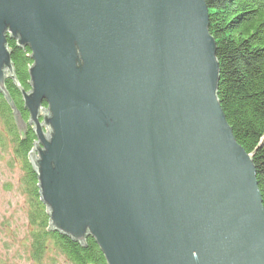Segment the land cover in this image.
I'll return each mask as SVG.
<instances>
[{"label": "water", "instance_id": "1", "mask_svg": "<svg viewBox=\"0 0 264 264\" xmlns=\"http://www.w3.org/2000/svg\"><path fill=\"white\" fill-rule=\"evenodd\" d=\"M208 25L205 0H0V94L21 123L11 80L28 113L49 223L106 264H264ZM7 39L30 51L27 90Z\"/></svg>", "mask_w": 264, "mask_h": 264}, {"label": "trees", "instance_id": "2", "mask_svg": "<svg viewBox=\"0 0 264 264\" xmlns=\"http://www.w3.org/2000/svg\"><path fill=\"white\" fill-rule=\"evenodd\" d=\"M205 3L219 67L218 100L235 140L251 154L264 208V0H205ZM7 44L15 78L27 90L30 51L16 47L10 39ZM5 85L21 116L19 123L12 105L0 94V144L6 135L13 161L22 169L16 189L25 198L24 254L31 264H44V256L49 252L64 264H106L92 238L87 237L82 245L52 229L29 162L35 136L27 123L28 113L12 81L6 80Z\"/></svg>", "mask_w": 264, "mask_h": 264}, {"label": "rangeland", "instance_id": "3", "mask_svg": "<svg viewBox=\"0 0 264 264\" xmlns=\"http://www.w3.org/2000/svg\"><path fill=\"white\" fill-rule=\"evenodd\" d=\"M21 175V166L13 161L11 143L5 135L0 144V264H31L23 248V240L27 235L25 198L16 189ZM43 262L64 264L61 258H55L51 252L44 256Z\"/></svg>", "mask_w": 264, "mask_h": 264}]
</instances>
